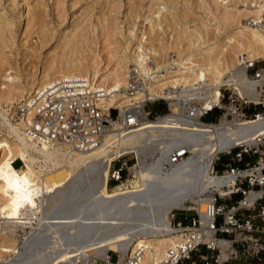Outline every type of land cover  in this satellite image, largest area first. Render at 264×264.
<instances>
[{"label": "bare ground", "instance_id": "bare-ground-1", "mask_svg": "<svg viewBox=\"0 0 264 264\" xmlns=\"http://www.w3.org/2000/svg\"><path fill=\"white\" fill-rule=\"evenodd\" d=\"M166 9L165 4L160 5L146 19L166 18ZM226 9L223 21L238 22L227 36L230 42L237 41L239 49L231 62L210 58L200 63L194 60L193 50L183 49L185 40L192 46L201 40L205 43L208 29L175 30L170 34L172 40L164 41L162 35L167 32L153 28L152 34L159 38L155 45L148 40L146 30L139 32L131 27L128 34L137 40L135 48L133 41L119 42L111 36L114 38L105 40V58L96 54L91 59H62L46 65L42 76L27 86L6 92L8 99L18 107L27 106L28 111L13 123L7 110L0 109V120L14 139L11 143L0 138V224L4 230L0 235V264H34L36 260L43 264H86L99 258L108 260L110 249L120 252V262L139 250L142 264H156L180 237L169 224L171 211L189 206L187 200L205 201L213 187L224 190L221 185L230 175L219 176L211 171L215 151L254 140L258 132L264 131L262 125H256L249 133L244 130L251 121H222L210 127L180 114L175 102L168 114L156 119L144 114L138 127L128 133H120L115 126L100 145L84 150L41 140L29 131L28 120L35 114V91L69 76L104 89L107 104L122 110L132 106L143 110L144 99L157 96L203 98L211 104L220 100V87L228 82L235 83L240 93L257 98L258 81L246 79L241 63L242 56L264 57L262 15L257 11L236 15ZM242 15L252 16L257 27H241ZM171 50H176V59L169 57ZM165 63L188 65L189 72L162 82L158 73ZM132 64L147 75L146 86L128 97ZM214 136L218 137L216 141L212 140ZM180 139L191 140L193 151L182 164L162 175L153 170V165L141 166L122 184L109 189L110 170L117 156L130 148L154 153ZM18 158L23 162L17 167ZM194 162L201 166L193 167ZM203 193L206 195L199 199ZM137 212H142V216ZM19 229L25 232L22 245L16 242ZM38 235L44 240L51 238L47 243L52 246L32 250L29 244ZM81 236L88 238L77 241ZM4 256L7 258L3 260Z\"/></svg>", "mask_w": 264, "mask_h": 264}, {"label": "built area", "instance_id": "built-area-1", "mask_svg": "<svg viewBox=\"0 0 264 264\" xmlns=\"http://www.w3.org/2000/svg\"><path fill=\"white\" fill-rule=\"evenodd\" d=\"M241 65L245 68L247 80L258 81L257 98L240 93L235 83L228 82L220 87V100L211 104L204 102L203 98L180 99V114L210 127L222 121H251L245 133L253 131L256 125L264 127V57L242 56ZM146 76L132 64L128 93L135 95L144 90ZM106 95L104 89L94 88L82 78L69 76L53 80L35 91V114L28 120V129L44 141L91 149L100 145L105 134L115 126L120 133L138 127L144 114L147 117L153 115L150 107L146 109L147 102L164 97H146L143 110L134 106L122 110L108 105ZM174 103L175 100L167 98L168 112L173 110ZM216 108L219 112L215 120H207L206 116ZM27 111V106L19 107L20 114L25 115ZM160 114L157 113L156 117ZM217 138L214 136L212 140ZM191 146V140L180 139L154 153L130 148L113 159L110 178L122 182L141 166L149 165L162 175L182 164L192 154ZM222 154L228 159L223 160ZM216 163L222 168H216ZM211 164L213 173L230 175L229 180L221 185L224 190L213 187L211 196L205 197V201L187 200L189 206L171 211L169 224L180 233V237L156 264H264V131L258 132L252 141L215 151ZM192 166L201 164L194 162ZM203 195L206 194L198 198L202 199ZM45 238L34 237L29 244L32 250L49 249L52 245L48 246L47 242L51 238ZM87 238L81 236L76 240ZM108 258L104 261L109 264H142L139 250L122 262L120 255L117 263L112 260V254ZM34 264L43 263L36 260ZM86 264H97V261Z\"/></svg>", "mask_w": 264, "mask_h": 264}, {"label": "rangeland", "instance_id": "rangeland-1", "mask_svg": "<svg viewBox=\"0 0 264 264\" xmlns=\"http://www.w3.org/2000/svg\"><path fill=\"white\" fill-rule=\"evenodd\" d=\"M163 4L167 6L166 18L146 19L151 10L155 11ZM226 8L236 15L257 11L262 15L264 26V0H0V109L7 110L12 122L17 123L21 115L19 107L8 99L6 92L12 91L13 87L27 86L42 76L46 65L62 59H91L96 54L105 58V40L115 37V41L123 42L127 39L134 42L135 48L137 40L128 34L131 27L139 32L146 30L148 40L155 45H158L159 38L152 34L153 28L167 32L162 35L161 40L164 41H171L170 34L175 30L195 32L208 29L210 34L205 43L201 40L192 46L190 41L185 40L183 49L193 50L194 60L200 63L210 58L215 62L217 58L231 62L239 49L236 47L237 41L230 42L227 36L233 27L238 26V22L231 24L229 20L223 21ZM240 23L241 27H257L252 16L248 15H242ZM177 55L176 50L169 52L172 59H176ZM104 63L105 60L103 67ZM187 66L165 63L158 73L161 75L159 78H162V82L181 78L189 72ZM170 100L179 101L177 98ZM164 101L167 98L149 101L146 109ZM168 111L160 116L168 114ZM156 115L153 113L150 118H158ZM0 138L14 143L1 120ZM222 157L223 160L228 159L224 154ZM16 161L15 166L23 162L21 158ZM215 165L222 168L220 163ZM119 184H122L121 181L109 178L110 190ZM137 213L140 216L143 214ZM3 232V225L0 224V235ZM18 234L17 245H22L25 232L19 229ZM109 254L117 263L120 253L110 249ZM6 258L4 256L2 259ZM99 259L97 264H109Z\"/></svg>", "mask_w": 264, "mask_h": 264}, {"label": "trees", "instance_id": "trees-1", "mask_svg": "<svg viewBox=\"0 0 264 264\" xmlns=\"http://www.w3.org/2000/svg\"><path fill=\"white\" fill-rule=\"evenodd\" d=\"M152 110L153 113H163L165 111H167V104H166V101L162 102V103H158L156 105H153V106H149ZM219 112V109H214L212 111L211 114L207 115L206 116V119L207 120H215L216 118V114ZM208 116H211V118H207ZM16 164V163H15ZM219 164V163H218ZM220 166V165H219ZM18 167V166H17ZM219 169H221V166L219 167Z\"/></svg>", "mask_w": 264, "mask_h": 264}]
</instances>
